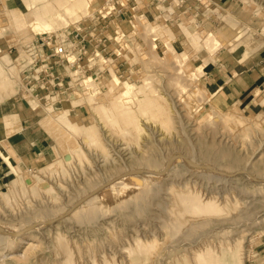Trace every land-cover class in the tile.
Segmentation results:
<instances>
[{
    "label": "rangeland",
    "instance_id": "rangeland-1",
    "mask_svg": "<svg viewBox=\"0 0 264 264\" xmlns=\"http://www.w3.org/2000/svg\"><path fill=\"white\" fill-rule=\"evenodd\" d=\"M99 3L105 10L96 9L94 14L79 20L77 24L37 30L31 25L20 28L13 14L12 21L15 24L11 27L9 6H18V3L0 0V29L4 30L0 36V68L9 70L13 66L15 70L13 89L9 93H6V89H0V101L18 99L22 102L21 106L27 115L24 125L39 129L33 136L42 138V143L36 149L29 141L28 154L26 157L22 155V158L17 157L11 143L6 142L4 146L0 143V264H69V258L75 264H94V261L99 264H138L131 261L129 250L140 241L156 246L155 253L145 258L146 264H200L195 254L200 252V256L207 255L203 254L206 248L210 249L207 257H214L220 264H264V175L256 178L252 174L240 173L239 169L220 167L217 169L223 171L219 173L228 176V184H233L222 189V180L217 181V188L215 180L212 183V179L208 180L203 175L190 174L191 177L188 174L189 181L183 186L189 183L198 188L200 198L220 203L221 210L215 208L197 219L202 224L198 223L199 229L205 230L200 233L202 235L195 233L199 235L197 240L183 238L180 241L183 229L181 232H172L171 219L167 221L164 216L158 215L155 219L153 216L152 221H141V218L130 215V212H122V215L116 211L119 203L127 200L129 194L132 197L139 192L142 184L130 176L116 177L115 174L126 170V165L114 157L115 147L105 137L104 131L101 134L109 148L107 155L102 146H89L90 159L79 160L74 156L68 159L66 148L56 137L60 131L58 125L52 126L50 118V114L59 115L67 110L69 117L82 126L95 123L96 118L87 102V97L92 93L91 85L100 88L94 101L103 102V93L108 90L106 82L110 81L113 74L123 82L140 84L144 74L154 73L158 85L162 84L168 102H171L177 95L170 76L175 67L178 70L180 65L174 55L188 51L189 55L183 63H187L192 71L204 61L201 50L190 43L192 36L198 35L202 45H212L214 50L216 44L221 43L218 41L221 36L225 42L213 53V59L204 64L202 72L193 75L188 83V91L185 89L186 93L183 92L184 98L191 86L195 89L196 85H204L208 89L202 106L196 107L191 114L182 110L184 124L189 121L186 133L192 140L202 134L211 139L223 137V141H228L247 155L248 151L263 149L264 152V147L258 148L264 142L262 96L251 101V97L232 96L227 91L223 92V89L217 93L220 84L214 81L218 76L217 71L228 77L227 70L232 71L237 59L254 61L259 58L258 55L264 54V0H99ZM211 32L213 35L209 37ZM11 34L15 37L13 41L14 37H9ZM43 34L70 37L73 47L63 59L50 56L35 61L25 46ZM166 56H173V68L162 65L161 59ZM156 73L163 74V79L156 77ZM189 95L199 97L194 90ZM177 103L182 109L184 99L179 98ZM235 106H241L242 114L252 122L244 128L248 131L246 134L241 133L242 126L231 128L223 121V117L219 125L207 121L196 123L199 114L210 110L230 112ZM259 110H263L262 115ZM15 119L5 116L0 121L9 124L14 123ZM175 125L168 132L180 136ZM111 129L113 133L107 131V135L114 139L111 140L126 145L127 141L122 139L120 132H114L119 130V126H112ZM150 132H144L142 142L150 137ZM255 139L258 144L254 142ZM241 143H244L243 148ZM133 144H127L128 148L132 149L135 146ZM179 152H182L183 160L188 156L184 146ZM60 159L65 161L64 166L53 167V164L59 166ZM110 162L114 165L118 163V168L108 166ZM242 164L252 171L250 162ZM212 169L209 167L206 170L210 172ZM27 180L37 183V186L30 187ZM40 181L46 182L45 185L38 187ZM145 181L149 183L151 180L145 178ZM99 182L106 187L96 191L97 185H101ZM211 194L214 195L212 199L208 198ZM84 195V200L77 205L75 201ZM224 196L230 202L227 203L231 205L229 208L223 203ZM71 204H74V210L80 206L79 209L84 211L86 206L85 210L91 205L98 210L92 213L91 221H83L78 219L80 213L76 217L72 212L63 213ZM40 205H50L51 211L47 215L32 213ZM58 214L62 215L53 221L52 218Z\"/></svg>",
    "mask_w": 264,
    "mask_h": 264
},
{
    "label": "bare ground",
    "instance_id": "bare-ground-1",
    "mask_svg": "<svg viewBox=\"0 0 264 264\" xmlns=\"http://www.w3.org/2000/svg\"><path fill=\"white\" fill-rule=\"evenodd\" d=\"M10 1L18 3V6L17 5L16 6L12 5L11 7L9 6L8 12H9V18L11 20L10 26L12 27L15 24L14 22L16 21L18 23V26H20V28L22 29L26 27L28 28L30 25L38 30L39 28L41 29H53L54 28L55 29V28H60L61 26H67V25H71L75 23L77 24L79 20L94 14L96 9L99 11L103 8V6H101V4L99 3V0H13V1L10 0ZM20 13L22 16H20ZM12 14L15 16V18ZM13 18L15 19L14 22L12 21ZM3 33H4V30L0 29V36ZM211 35H213V32H211L209 37H211ZM9 37L13 38L14 34L9 35ZM192 37L193 38L190 39V43L192 42V45L196 49L201 50L202 55L204 57V61L198 66H195V68H193V70L190 71L187 63L185 62L183 63V61L188 57L189 52L185 50L181 54L174 55V57L178 58V61L180 62L179 67H177L178 70H176V67H175V70L171 72L172 74L170 76L172 80V84L176 86L177 96L175 98L173 97L175 100L168 102V99L165 95L166 93L164 91V88L162 87V84H160L161 87L158 85L157 79L155 78L154 73H153L154 75L151 72L150 73L147 72L146 74H144L141 79L140 84L129 83L126 81L123 82L119 79L118 76H116V74H113L110 81L106 82L108 86V90L106 91V93L103 91L104 92L103 94L105 97V100L103 102L98 101V100L94 101L96 94L98 93V91H100V88L99 86H92L90 84V78L88 77L89 78L88 83L91 85L90 91L92 93L87 97V102H88L89 109L92 111V113L94 114L96 118L95 123L87 125V126H82L81 124H79L76 121H73L69 117L67 110H63V112L60 113L59 115L50 114L51 116L50 118L53 122L52 126L55 125L56 127L58 125V129L60 131H58V134H56V137L60 138L59 140L62 146L66 148L68 152V159L71 156L77 157L79 160L89 157L88 156L89 152L87 150L89 146H102L105 150L104 151L105 155H107L109 152L108 150L109 148H107V146L105 145V142L103 141L102 134H101V132L104 131L105 137H107L110 141V144L113 147H115L116 155L114 157L115 158L117 157L123 165H126L125 166L126 170L121 173H118V175L115 174L116 177L130 176L131 178L136 179V181L142 184V188H140L139 192L134 196L132 195V197H130V194H129V198L127 200H125L123 203H119V205L116 208V211L117 212L119 211V214H121L122 212L123 213L130 212L129 213L130 215H136L138 218H141L139 219L141 221L151 220L153 216L155 219V216H158V215L164 216V218L167 221L168 219H171V223H173L172 232L174 231L176 233L179 231L181 232L183 229V233H181L182 235L181 237H179L180 241L183 240V238H186L189 240L196 239L199 235L195 233L199 232L200 234L202 231H205V230H202V228L199 229L201 221L197 222V219L199 217H204L203 215L205 213L212 211L215 208H218L219 210H221L220 203L218 204L216 202L204 200V198H200L199 195L197 194L198 188L196 189L194 186L192 187V185H190L189 183L183 186V184H185L186 181H189L188 174L189 176L193 174L194 175L199 174V175H203L207 177L208 180L212 179L213 180L212 183L216 182L214 184L216 187L218 185L217 181L222 180L221 181L222 189H225L228 185L229 186L231 185L228 184V176L220 174L219 172L223 170L217 169V168L221 167L223 169H228V170L239 169L240 173L252 174L256 178H259L262 175H264L263 149L259 150L258 152L248 151V155H249L248 156L246 152L239 151L237 147H235L232 144H229L228 141L226 142L223 141L224 138L222 136L221 137L223 139L222 138L221 139H218V138L211 139L208 136H206L205 138L202 134V136L201 135L196 136L195 137L196 141H195V139L192 140L191 139L192 137L187 135L188 133L186 132H188V129L186 127L189 121L186 122L187 124H184L185 121H183L184 118H183L182 110H184L188 114H191L193 113V110L196 107L202 106L203 101L206 98V93L208 89L204 85L202 86L196 85L195 89L193 88V86L189 85L191 86L189 88V92H193L194 90V93L196 94V96L199 95L198 98H195L194 95H189V92L188 94L184 95V98H183V92H185V89H187L188 91V83L190 84L189 81L191 80V78H193L194 76H197L200 72H202L204 64L207 61H211L213 59V53H215L217 48L220 47L224 41L223 38L219 36L218 41H220L221 43L218 42V44H216L217 45L216 50H214L212 45H209L207 43L202 45V41H200V39L198 38L199 37L198 35L192 36ZM13 40H15V37L12 39V41ZM161 60L163 61V64H162L163 66L173 68L171 64L172 62L171 60H173V56H170V57L166 56L165 58L163 57ZM14 75H15V70L13 66H11L9 70L0 68V89H6L5 90L6 93H9V91L11 92L13 89V84H14V77H15ZM156 77H158L159 79H163V74L156 73ZM179 98L184 99V105L182 109L179 108V104L177 103ZM259 114L262 115L263 110H259ZM222 117L224 119L223 121H225L231 128H235L236 126L237 127L242 126L240 127V129L242 130L241 131L242 134L248 133V131L244 130V128H246L248 123L249 124L252 123L244 114H242L241 106L233 107L230 110V112H222L220 110L219 111L217 110L206 111L202 114H199L198 118L196 119V123L207 121L210 123H215L217 125V123L221 121ZM174 124H176L175 127L177 128L180 136L173 135L174 133L170 134L168 132V130L170 131V129L173 128L172 125ZM108 125L110 126L109 128H108ZM112 126H119V130L116 129L114 132H118V133L120 132L122 139L127 141L126 145H124V143L118 144L117 142L112 141L111 140L113 139L112 136L107 135V131L113 133L111 129ZM147 130L151 131L150 137L147 138L145 136L146 137L145 141L142 142L141 138L143 137L144 132L146 133ZM68 139H70L71 141L69 142ZM203 139H206V141H204ZM254 142L258 144L257 139H255ZM133 143L135 144V146L132 147V149H130L131 147L128 148L127 144L132 145ZM245 143L247 144L248 141ZM243 144L241 143L242 145L241 148H243ZM183 146L188 152V156H186L184 160H183L184 157L182 154L183 151L179 152L181 147L183 148ZM260 147H264V142L258 145V148ZM207 161L212 162V164L214 162L215 164L212 165L210 162H207ZM245 161H247V163L248 162L251 163L252 168L250 169L252 171L249 170L246 164L245 166L242 164V162H245ZM64 162L60 159L59 166L57 164L56 165L53 164V167L64 166ZM116 164L118 165V163ZM116 164L114 165L112 162H110L108 166L111 165V167L115 169L117 167ZM215 165L218 167H215ZM209 167L210 169L211 168L213 169L210 172H207L206 169H208ZM185 172L187 176L186 174H184ZM102 178H105V177H102ZM145 178L151 181L147 183L145 181ZM199 182L200 180L197 181L198 184ZM41 183L43 184L41 185ZM45 183L46 182H42V181L38 182V187L39 185L40 187L44 186ZM27 184L30 187L37 186V183H33L32 180H27ZM100 184L101 185L99 184L97 185L96 191L100 189H104L106 187L104 183L103 184L100 183ZM242 187H243V184H242ZM86 195H87V192H86ZM86 195H84L83 197L80 196L81 198L78 201L77 200L75 201L76 204L79 205L84 200V197ZM213 196L214 195L211 194L208 196V198L212 199ZM223 200H224L223 203H225L226 207L229 208L231 205L227 204V203H230L228 202V198L224 196ZM41 205L38 206L37 209H35V211L33 212L31 211V212L47 215L51 211L52 207L50 208L49 207L50 205H47V206H41ZM73 205L74 204L69 205L68 208L63 213L72 212V215H74V217L78 216L80 213V215L78 216V219L80 218L83 221H86V220L91 221V219L93 218L92 213L98 210L96 206H93V205L89 206L87 210H85L87 207L86 206L84 208V211L83 209H79L80 206L78 207V210L77 208L74 210ZM246 206L248 208V205ZM163 212L166 215H164ZM62 214H58L54 218H52L53 221L57 217H60ZM114 214H116V212ZM32 216H34V214ZM245 217H248V216L245 215ZM49 218L51 220L50 216ZM159 222H162V221H159ZM36 223H38V221ZM85 223H88V222H85ZM205 223H208V222H205ZM33 224H35V222ZM188 224H189V227H187ZM211 227H209V229H211ZM203 229L205 228L203 227ZM207 230L208 229H206V231ZM21 244L23 243L21 242ZM174 246L175 245H173V247ZM155 250H156V246L154 244H147L143 241H140L136 244L135 247L129 250V256L132 262L136 261L138 264H146L145 258H149L153 253H155ZM198 251H201V250H198ZM203 252H204L203 254L208 255V253L210 252V249L208 250L206 248L205 250H203ZM207 255L200 256V252H199L198 254H195L196 256L195 258H197L200 264H213V263L220 264L221 263L217 261L214 257L212 256L207 257ZM94 262H95L94 264H99L97 261H94ZM68 263L75 264L74 261L70 260V258L68 259ZM169 264H173V263L170 262ZM175 264H179V263L176 262Z\"/></svg>",
    "mask_w": 264,
    "mask_h": 264
},
{
    "label": "crops",
    "instance_id": "crops-1",
    "mask_svg": "<svg viewBox=\"0 0 264 264\" xmlns=\"http://www.w3.org/2000/svg\"><path fill=\"white\" fill-rule=\"evenodd\" d=\"M258 57L255 60L253 59L254 61H249L247 58L237 59L234 62L232 71L227 70L228 77L217 71L218 76L214 81L220 85L216 92L218 93L223 89V92L227 91L232 96L251 97V101L261 95L264 100V54L258 55ZM228 64L225 66H228ZM21 104L22 102H19L18 99L12 100V102L8 100L0 101V118L5 116L16 118L14 123L9 122V124L0 121V143L3 146L6 142L11 143L10 145L13 146L18 155L17 157L22 158V155L26 157V153L28 154L29 141L34 144L32 147L35 146L36 149L39 143H42V138L33 136L39 132V129L31 128L32 125H24L27 115ZM5 146L9 147L7 144Z\"/></svg>",
    "mask_w": 264,
    "mask_h": 264
},
{
    "label": "built area",
    "instance_id": "built-area-1",
    "mask_svg": "<svg viewBox=\"0 0 264 264\" xmlns=\"http://www.w3.org/2000/svg\"><path fill=\"white\" fill-rule=\"evenodd\" d=\"M73 47L70 37H59L57 34H43L35 38L32 44H26L25 49L35 61L56 56L63 59Z\"/></svg>",
    "mask_w": 264,
    "mask_h": 264
}]
</instances>
